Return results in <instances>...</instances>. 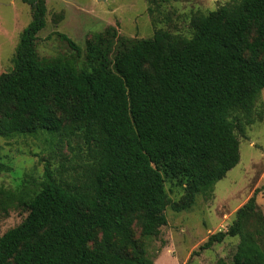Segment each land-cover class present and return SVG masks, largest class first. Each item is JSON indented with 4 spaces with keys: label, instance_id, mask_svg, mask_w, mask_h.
I'll return each instance as SVG.
<instances>
[{
    "label": "trees",
    "instance_id": "16d2710c",
    "mask_svg": "<svg viewBox=\"0 0 264 264\" xmlns=\"http://www.w3.org/2000/svg\"><path fill=\"white\" fill-rule=\"evenodd\" d=\"M21 1L32 14L12 68L0 73V136L76 138L83 150L69 168L45 161L34 193L0 189L5 211H26L0 235V264H153L133 225L144 238L159 234L165 183L184 190L172 209H188L239 161L234 130L255 121L264 88V0L197 13L189 37L163 28L126 37L109 25L85 41L82 60L80 46L61 32L75 53L40 57L35 41L46 2ZM9 169L0 159V171ZM258 191L192 254L237 236L231 263L216 264H264Z\"/></svg>",
    "mask_w": 264,
    "mask_h": 264
},
{
    "label": "rangeland",
    "instance_id": "374dc122",
    "mask_svg": "<svg viewBox=\"0 0 264 264\" xmlns=\"http://www.w3.org/2000/svg\"><path fill=\"white\" fill-rule=\"evenodd\" d=\"M235 0H45V26L37 33L35 47L43 58L71 56L75 53L62 41L57 32L70 37L81 48L83 59L85 41L95 32L112 25L126 37L149 38L154 30L163 28L189 37L190 19L197 13H206ZM30 6L21 0H0V73L12 68V59L22 29L31 20ZM262 113V120L258 115ZM255 121L234 132L239 140V161L215 182L208 194H198L190 208L176 211L171 204L181 203L184 190L166 182L168 204L164 210L167 223L155 237L144 238L140 227L133 225V237L153 259V264H216L222 258L231 263L239 238L226 237L210 248L198 250L207 237L225 230L233 221L236 210L258 188L256 204L264 216V88L252 110ZM39 137L0 136V159L10 167L0 171V189L30 193L38 191L44 163L53 167L82 154L80 139L47 141ZM49 138V137H48ZM0 195V235L19 224L25 217L22 207L5 211ZM126 252L132 253L127 247Z\"/></svg>",
    "mask_w": 264,
    "mask_h": 264
}]
</instances>
